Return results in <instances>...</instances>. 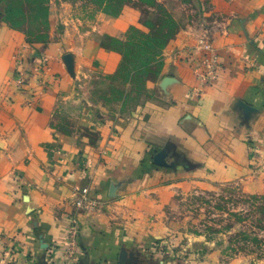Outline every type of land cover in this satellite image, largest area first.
<instances>
[{
  "label": "crops",
  "instance_id": "1",
  "mask_svg": "<svg viewBox=\"0 0 264 264\" xmlns=\"http://www.w3.org/2000/svg\"><path fill=\"white\" fill-rule=\"evenodd\" d=\"M196 1L218 20L213 39L186 30L170 43L155 101L138 118L80 116L97 129L91 145L51 122L82 77L118 71L122 56L101 37L141 28L138 10L96 15L36 48L0 23V264H167L160 202L169 191L243 183L264 194V0ZM201 41L222 67L211 84L185 61ZM11 245L19 251L6 258Z\"/></svg>",
  "mask_w": 264,
  "mask_h": 264
},
{
  "label": "rangeland",
  "instance_id": "2",
  "mask_svg": "<svg viewBox=\"0 0 264 264\" xmlns=\"http://www.w3.org/2000/svg\"><path fill=\"white\" fill-rule=\"evenodd\" d=\"M126 7L138 10L141 28H130L122 40L101 37L102 47L122 56L120 67L112 75L82 77L76 94L65 95L71 99L69 105L51 122L62 137L79 133L93 144L97 129L84 126L79 117L96 111L111 121L138 118L155 101L170 43L186 30L213 39L218 20L210 14V6L196 0H0V23L22 35L30 48L84 31L96 15L114 17L112 13ZM24 72L33 70L22 72L26 81ZM17 87L23 88L19 83ZM75 97L89 101L90 109L72 106ZM168 197L170 201L160 202V221L169 234L162 251L167 264H264V194L248 190L243 183H230L196 189L181 186L169 191ZM18 251L11 245L4 254L14 258Z\"/></svg>",
  "mask_w": 264,
  "mask_h": 264
},
{
  "label": "built area",
  "instance_id": "3",
  "mask_svg": "<svg viewBox=\"0 0 264 264\" xmlns=\"http://www.w3.org/2000/svg\"><path fill=\"white\" fill-rule=\"evenodd\" d=\"M197 47H193L185 50V61L190 63L195 70L198 77L204 81L206 84H211L219 75L221 70V63L219 57L210 45L204 41L199 43ZM22 74V73H21ZM20 74V79L18 80L19 85L23 86L25 80ZM72 249H70L71 251ZM74 250L70 252V257L74 256Z\"/></svg>",
  "mask_w": 264,
  "mask_h": 264
},
{
  "label": "trees",
  "instance_id": "4",
  "mask_svg": "<svg viewBox=\"0 0 264 264\" xmlns=\"http://www.w3.org/2000/svg\"><path fill=\"white\" fill-rule=\"evenodd\" d=\"M36 1H37V2H38V1L40 2V1H41V2L44 3V0H36ZM39 4H40V3H39ZM41 6H42V5H41ZM44 8H46V7H43L42 10H44ZM39 9H40V7H39ZM10 11H11V10H10ZM121 13H122V12H121ZM121 13H118L117 15L112 13V15H113L114 17H116V16H119Z\"/></svg>",
  "mask_w": 264,
  "mask_h": 264
}]
</instances>
